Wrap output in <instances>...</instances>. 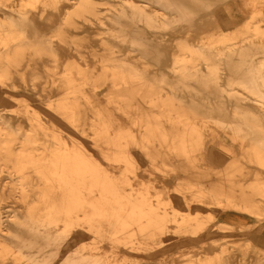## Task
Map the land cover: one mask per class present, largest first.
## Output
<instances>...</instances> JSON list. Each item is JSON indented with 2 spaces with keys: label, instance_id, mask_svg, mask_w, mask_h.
<instances>
[{
  "label": "bare ground",
  "instance_id": "1",
  "mask_svg": "<svg viewBox=\"0 0 264 264\" xmlns=\"http://www.w3.org/2000/svg\"><path fill=\"white\" fill-rule=\"evenodd\" d=\"M101 1L0 0V103L32 127L0 111V178L10 180L0 186V264H135L153 250L162 264H245L255 248L247 237L239 263L227 242L215 255L203 245L219 215L225 231L264 223V0H118L107 11ZM213 6L222 8L202 14ZM199 25L205 36L187 35ZM94 27L106 35L98 74L78 39ZM150 61L160 74L147 72ZM44 83L64 92L44 112L50 124L16 108L28 101H17L19 89L29 98ZM102 87L126 119L96 104ZM212 122L238 153L208 132ZM136 150L173 179L181 210L166 185L152 193L139 180ZM218 163L221 173L208 171ZM8 200L24 212L8 211ZM169 244L181 250L166 263ZM255 255L264 260L263 249Z\"/></svg>",
  "mask_w": 264,
  "mask_h": 264
},
{
  "label": "rangeland",
  "instance_id": "2",
  "mask_svg": "<svg viewBox=\"0 0 264 264\" xmlns=\"http://www.w3.org/2000/svg\"><path fill=\"white\" fill-rule=\"evenodd\" d=\"M118 0H104L101 1L103 5H101V9L104 11L109 10L110 8V4H113L115 2H117ZM108 3V4H105ZM202 3V2H201ZM195 5V4H194ZM193 5V6H194ZM222 7L219 6H213V9H204L202 11H210L213 10L215 12H218V10H221ZM202 9V8H201ZM201 14V11L199 10V15ZM197 19V18H195ZM223 21V20H222ZM245 21V19H243L242 21H240V24H242ZM215 22V21H214ZM226 24V22L224 23ZM240 24H226L227 27L229 28H234L236 29L237 27L240 26ZM206 25H204L202 27V25H199L192 28L193 32H188L187 35L189 36H193V35H198V36H205L207 33H205L206 31ZM202 27V28H201ZM264 27V24H263ZM201 28V29H200ZM93 32L88 36L86 34H82L78 36V39H82L83 42V51L85 54V57L87 58V60L89 62H91V64L96 68H92L93 70H95V73H99L98 71H100V56L103 53V51H99V46L98 43L100 41V38H104L106 37V35H97L95 32L100 33V31H98L99 29L94 27L93 28ZM86 41V42H85ZM95 45L97 47H95ZM93 46V47H91ZM124 49V48H123ZM119 55L125 57L126 55H130L132 57H134V60H139L140 56L138 54H136L135 52H129V50H124L122 53H120ZM261 57V56H260ZM144 67L146 68L147 72H149L151 75H158L160 74L159 72V65H157L156 63H154L153 61L147 62L146 65H144ZM62 72L61 68H58L57 70H55V73L59 74L58 77L60 76V73ZM44 74V73H43ZM44 80H42L43 82ZM18 85L21 87H24V84L20 81H18ZM45 86L44 84H40L39 87L37 88L36 92H33L31 97H27V95H25V91L24 89H19L18 91V95L16 96L17 101H22V100H26L28 99V101L26 102H16V108L18 110H25V107L27 105H29V107L27 108L29 111H38L41 113V118H43L44 122L47 124H50L49 120L50 118L48 116H46V113L44 114V112L46 111L47 106L52 103H56L60 98L63 97L64 92L62 91V88H59L58 86ZM92 90V89H91ZM88 88V92L91 91ZM98 90H100V94L98 95V97L95 99L96 104L97 105H101L103 107H108L114 116H116L117 119H126L123 114L119 111H117L116 106L118 105H113L112 103L109 102L108 97H109V91L105 90L104 87L99 88ZM90 108V107H88ZM0 111L1 114H4L6 117L11 118L12 122L16 125V127L18 126V124L20 125L21 123V127L24 129V131H28L29 129H31V125L30 122L26 119V116L23 113H19V112H15L12 111L7 105L0 103ZM92 110L89 109L87 112V116H88V120H87V124L88 126L85 127V136H88V138L92 139V137L94 138V131L93 129L89 128V124L92 123ZM213 117V121H218L221 123H225L229 120V118L224 117L222 115H219L217 113L212 114ZM124 124H126L125 122H123ZM211 126V128L208 130V132H215L217 134H219L221 137L219 140H222L223 143L226 144V149H229L230 151H234L236 153H238V147H232L231 146V141L229 140L228 137V133L230 132V130L224 129L222 127H220L219 125L215 124V123H211L209 124ZM126 128L131 129V125L129 123L126 124ZM59 130L62 132L63 135H67L70 133H75L74 129L71 126H68L67 124H63L61 123V126L59 127ZM207 132V131H206ZM218 146V144H216V147ZM235 153V154H236ZM135 156L136 158L139 160L140 162V169L138 170V175H139V180L140 181H144V182H148L151 184V186L156 187L158 189H151L152 193H154L155 191L159 190V187L162 185H166L165 189L167 192V195L170 196L171 198H177L176 201H174V206L176 210H181L182 208V203H181V197L178 196L174 190L176 188L175 183L173 181V179H171L170 177H163L161 172L157 169H155L150 162H148L147 158L143 155V153H141V151L136 150L135 152ZM220 164H210V166L208 165V171L212 172L213 174L218 175L219 173H221V171L226 167L227 164H224L223 166H219ZM149 175V177H148ZM2 182H0V186L2 185H6L8 183V181H10L9 179L6 178V175H3L2 178H0ZM240 180V181H239ZM250 181V178H234V182L236 185H242L245 184V186H247L248 183ZM232 182V183H234ZM243 186V185H242ZM6 207H8V211H12V212H24V208H21L20 205L18 203H16L14 200H8L7 203L5 204ZM169 210V208H168ZM5 211V210H3ZM198 211V210H197ZM216 211V210H215ZM213 213H215L213 211ZM222 214V213H221ZM231 214H234L233 212H231ZM225 215V214H224ZM222 216V215H221ZM219 215V217L212 223L210 224V228L217 229L216 231L213 232L212 236L210 237V239L207 241L206 245H203L206 249L207 247L210 248V250H208L211 254L215 255L217 253L220 252L221 250V245L219 243H225L227 242L229 245V248H231L233 251V261H236L237 263H239L241 261V258L243 257V245H241V243L239 241H241L244 237H247L248 239H251L254 247L256 249H263L264 250V223H262L261 225H255V221L253 219L251 220H245V228H247L246 230H222L219 228L220 226V222L224 221V218L221 217ZM171 230H175L174 225L170 226ZM255 248H250L248 254H247V259L245 261V264H264V260L259 261V263H257V257L255 255ZM166 249H168L165 253H164V258L166 259V263H170V261L173 258L178 257V253L181 249L176 248V247H172L170 244L168 246H166ZM155 257L154 260L151 261H146L144 259H140L138 258L136 260L135 258V264H137L138 261H140L138 264H162L161 261L159 260V257L157 256L159 253L157 252V250H153L152 253ZM150 254V255H151ZM139 257V256H137ZM162 259V258H161ZM173 264V263H171Z\"/></svg>",
  "mask_w": 264,
  "mask_h": 264
}]
</instances>
